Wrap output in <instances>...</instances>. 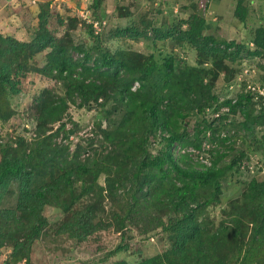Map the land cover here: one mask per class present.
Returning <instances> with one entry per match:
<instances>
[{
	"label": "trees",
	"instance_id": "trees-1",
	"mask_svg": "<svg viewBox=\"0 0 264 264\" xmlns=\"http://www.w3.org/2000/svg\"><path fill=\"white\" fill-rule=\"evenodd\" d=\"M93 4L98 8L101 0H93ZM243 10L241 6L236 10L241 22L246 17ZM205 23L195 14L186 23L188 29H178L177 35L155 31V40L176 37L195 48L198 66L183 69H176L173 61L159 64L153 55L138 52L112 54L98 47L99 55L94 56L74 43L70 31L57 37L49 28L47 11L40 14L31 42L0 34V120L6 122L13 116L9 95L20 94L21 82L30 73L55 80L64 89L60 96L46 89L36 98L32 111L37 125L31 141L20 138L16 145L0 144V248L9 245L17 260L28 259L49 225L44 215L47 206L65 214L59 233L71 239L84 241L108 227L95 220L93 206L72 212L80 198L77 184L89 182L83 193L93 191L104 198L107 192L111 200L125 201L131 212L142 209L169 214L170 223L163 230L170 237V249L140 264H264V177L247 183L241 199L224 210L217 229L211 230L203 219L211 205L222 202L223 180L244 153L230 163L224 161L235 151L233 146L225 147L231 144L230 132L226 127L220 129L226 116L214 122L204 117L194 126V137L186 125L189 117H201L214 107L218 111L230 107L231 113L239 108L247 137L255 134L256 119L257 124L263 122L261 116L253 118V113L244 109L251 95L216 105L213 88L217 77L221 71L230 72L228 62L238 58L241 46L205 35ZM117 32L134 40L147 36L146 31L135 28ZM252 44L256 50L250 54L260 56L264 28L256 31ZM44 52L46 64L41 68L32 65L31 61ZM75 53L80 56L76 58ZM208 63L212 64L209 70L204 68ZM77 100L81 107H103L114 100L124 110L116 129L98 127L102 135L99 149L92 141L86 148L78 144L72 152L70 143L57 142L61 132L68 133L64 119ZM56 124H60L57 129ZM204 133L210 134L211 143L217 142L207 151L208 165L180 152L190 147L203 150ZM157 143L161 148L155 151ZM101 177H105V188L99 184ZM14 184L17 205L3 209ZM123 250L129 247L117 249Z\"/></svg>",
	"mask_w": 264,
	"mask_h": 264
},
{
	"label": "rangeland",
	"instance_id": "rangeland-1",
	"mask_svg": "<svg viewBox=\"0 0 264 264\" xmlns=\"http://www.w3.org/2000/svg\"><path fill=\"white\" fill-rule=\"evenodd\" d=\"M239 6L246 13L245 22L236 17ZM42 11L49 12V28L57 37H63L70 31L74 43L84 46L94 56L99 55V47L112 54L127 51L153 55L159 64L173 61L176 69L197 67L198 55L193 46L176 37L155 40L156 30L175 35L180 28L187 30L186 23L195 14L206 21L205 35L214 36L219 42L239 43L241 49L238 58L228 62L230 72L221 71L214 85L213 93L218 98L216 105H224L227 100L235 103L241 95H251L250 101H245L243 108L253 113V118L261 116L263 122L257 124L256 119L257 126L253 128L255 134L247 137L241 126L244 117L240 109L231 113L230 107L223 106L219 111L215 107L210 108L201 117H189L186 123L194 137V126L204 117L214 122L226 116L220 129L226 127V131L230 132L231 144L225 147L233 146L235 151L229 153L224 161L230 163L234 157H241L244 153L239 164L223 180L222 202L211 205L203 218L211 230L217 229L224 218V210L241 199L247 183L253 178L264 177V51L260 56L250 54L256 50L252 44L256 31L264 28V0H101L98 8L94 6L93 0H0V34L24 43L31 42L39 28ZM127 28L146 31L147 36L134 40L117 34V31ZM46 54L37 55L31 64L43 67L47 62ZM78 56L79 53H75V57ZM204 68L209 70L212 64L208 63ZM211 78L208 77L207 81ZM46 89L59 96L64 94L59 82L39 73H30L21 82L20 94L9 95L13 116L6 122L0 120V144L16 145L20 138L29 142L35 137L37 123L32 110L36 98ZM80 103L77 100L76 105L70 106L64 119L68 133L61 132L57 142L70 143L72 152L78 144L86 148L92 141L99 149L102 135L98 127L110 131L116 129L124 116V110L114 100L103 107H81ZM59 126L56 124L55 129ZM226 131L223 133L227 134ZM201 138L203 141L205 139L203 150L197 151L190 147L178 151L181 154L190 153L195 161L208 165L210 158L207 151L216 147L217 142L211 143L209 133L202 134ZM157 144L155 149H160L161 144ZM99 184L105 188V177L100 178ZM89 185V182L77 184L76 188L82 195L78 192L80 198L72 212L93 206L95 220L104 221L108 227L84 241L71 239L59 233L65 214L47 206L44 215L49 225L34 243L30 257L17 260L12 247L8 245L0 248V264H140L170 249V237L163 230L170 223L169 214L142 209L131 212L125 201H113L108 198L107 192L103 193L104 198L93 191L83 193V187ZM17 191V185H12V194L4 199L3 209L16 207ZM119 247H129V250L118 252Z\"/></svg>",
	"mask_w": 264,
	"mask_h": 264
}]
</instances>
